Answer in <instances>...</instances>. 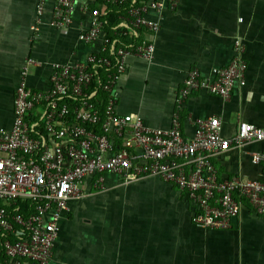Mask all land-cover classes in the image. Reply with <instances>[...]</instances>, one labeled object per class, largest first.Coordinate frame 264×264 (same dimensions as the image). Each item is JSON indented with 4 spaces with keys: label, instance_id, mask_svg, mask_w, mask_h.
I'll use <instances>...</instances> for the list:
<instances>
[{
    "label": "crops",
    "instance_id": "0c3cea01",
    "mask_svg": "<svg viewBox=\"0 0 264 264\" xmlns=\"http://www.w3.org/2000/svg\"><path fill=\"white\" fill-rule=\"evenodd\" d=\"M54 2L48 0L40 39L32 43L38 0H0V126L5 129L13 125L16 89L28 56L37 60L29 66L28 83L42 89L51 85L55 62L84 60L96 47L79 39L90 15L77 11L74 23L58 29L50 21ZM84 2L99 4L106 17V2L75 0L77 6ZM148 16L159 21L157 32L143 28L138 36L124 37L126 42L152 39L155 49L150 60L128 57L115 86L120 113L168 129L189 71L196 67L202 77L214 78L216 69L233 58L240 38L248 62L246 80L235 83L230 100L195 90L182 109V130L194 136L193 118L209 115L221 117L227 137L242 120L264 125V0H179L175 9L167 3L162 17L155 9ZM263 149L264 141L233 144L213 161L221 178H263L264 165L251 156ZM98 177L84 179L90 187L70 199L58 219L54 258L48 264H264V216L248 199L229 228H204L194 221L197 207L189 192L158 175L126 181L104 173L102 182Z\"/></svg>",
    "mask_w": 264,
    "mask_h": 264
},
{
    "label": "built area",
    "instance_id": "2783aa9c",
    "mask_svg": "<svg viewBox=\"0 0 264 264\" xmlns=\"http://www.w3.org/2000/svg\"><path fill=\"white\" fill-rule=\"evenodd\" d=\"M127 5L128 14L105 31L108 23L100 8L75 0H55L51 24L69 27L76 12L88 13L90 24L79 34L91 50L84 60L55 62L51 85L32 89L27 75L37 60L28 56L22 66L14 100L15 117L10 129L0 126V264H48L54 258L57 221L69 209V201L82 197V183L90 175L104 173L131 181L155 174L189 192L196 204L194 221L204 228H229L248 199L264 216V177L221 178L213 157L233 144L264 141V125L240 121L237 132L224 136L219 115L194 117L192 137L182 130V109L195 90H205L230 100L236 82L247 77L244 45L235 41L231 61L216 69L212 79L196 67L179 88L171 126L149 127L140 117L120 113L116 83L131 55L152 59V39L124 42L143 28L160 29L148 16L155 9L162 17L168 3L179 0H103ZM48 0H38L30 40L40 39V26ZM78 8V9H77ZM98 44V46H97ZM79 47V46H78ZM77 48V46H76ZM103 96H99V93ZM104 107V108H103ZM252 160L264 165V149L252 152Z\"/></svg>",
    "mask_w": 264,
    "mask_h": 264
},
{
    "label": "trees",
    "instance_id": "16d2710c",
    "mask_svg": "<svg viewBox=\"0 0 264 264\" xmlns=\"http://www.w3.org/2000/svg\"><path fill=\"white\" fill-rule=\"evenodd\" d=\"M107 5H108V10H107L106 17L108 18L109 24L106 23L105 26L107 27L106 29L110 31L112 25L119 23V18H118L119 14H128V6L127 5H114L110 3H107ZM94 6L99 7V4H95ZM124 42H126L125 39H124ZM96 176L98 177L100 176V174H96Z\"/></svg>",
    "mask_w": 264,
    "mask_h": 264
},
{
    "label": "rangeland",
    "instance_id": "374dc122",
    "mask_svg": "<svg viewBox=\"0 0 264 264\" xmlns=\"http://www.w3.org/2000/svg\"><path fill=\"white\" fill-rule=\"evenodd\" d=\"M30 66V65H29ZM28 72H29V68H28ZM21 75H22V68H21ZM21 75H20V78H21ZM20 80V79H19ZM224 128V127H223ZM224 130V129H223ZM114 175V174H113ZM118 176V175H117ZM122 178V177H121ZM120 178V179H121ZM119 178L117 179V180H115V182L116 181H118V180H120ZM123 179V178H122ZM105 184H108L107 182H105ZM131 185H133V184H131ZM84 186V187H83ZM82 187H83V189L86 191L90 186H89V184H87L86 182L85 183H82ZM94 202H95V197H93V199H92Z\"/></svg>",
    "mask_w": 264,
    "mask_h": 264
}]
</instances>
